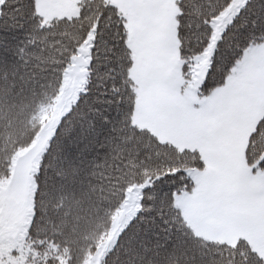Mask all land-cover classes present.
<instances>
[{
    "label": "snow or ice",
    "instance_id": "obj_1",
    "mask_svg": "<svg viewBox=\"0 0 264 264\" xmlns=\"http://www.w3.org/2000/svg\"><path fill=\"white\" fill-rule=\"evenodd\" d=\"M0 264H264V0H0Z\"/></svg>",
    "mask_w": 264,
    "mask_h": 264
}]
</instances>
